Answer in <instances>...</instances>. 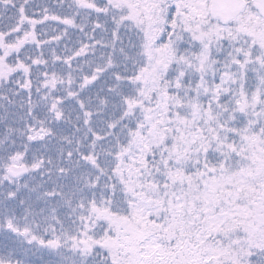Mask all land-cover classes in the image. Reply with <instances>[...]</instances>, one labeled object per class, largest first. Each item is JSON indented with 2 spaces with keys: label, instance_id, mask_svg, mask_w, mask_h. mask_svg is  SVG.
<instances>
[{
  "label": "snow or ice",
  "instance_id": "obj_1",
  "mask_svg": "<svg viewBox=\"0 0 264 264\" xmlns=\"http://www.w3.org/2000/svg\"><path fill=\"white\" fill-rule=\"evenodd\" d=\"M0 264H264V0H0Z\"/></svg>",
  "mask_w": 264,
  "mask_h": 264
}]
</instances>
